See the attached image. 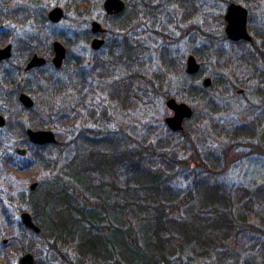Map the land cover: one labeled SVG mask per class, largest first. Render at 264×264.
Wrapping results in <instances>:
<instances>
[{
  "label": "trees",
  "instance_id": "trees-1",
  "mask_svg": "<svg viewBox=\"0 0 264 264\" xmlns=\"http://www.w3.org/2000/svg\"><path fill=\"white\" fill-rule=\"evenodd\" d=\"M67 1L78 11V17H86L94 9H101L104 0ZM124 1L126 6L121 13H105L107 18L118 19H111L114 22L110 27L112 39L109 40V46L111 50L120 48L119 58L124 55V47L129 52L132 48L128 30L132 31L130 27L140 8L135 7L131 0ZM152 1L140 0L146 10L144 12L153 7L149 12L157 13V7L148 4ZM201 1L187 0L183 7L187 8L190 15L192 6ZM245 1L249 3L252 19V10L261 0ZM1 2L5 4L6 0ZM27 3L39 1L30 0ZM25 7L10 13L5 5L0 7V23L5 19L7 21V16H10L15 20L21 19L23 24L33 29L24 46L28 58L32 52L40 51V45L44 43L40 32L46 30L49 20L45 10L30 5ZM69 9L67 5L66 10ZM220 22L224 23L221 15ZM118 27L125 30L122 41L117 37ZM85 38L88 39V36L85 35ZM223 39L228 38L224 36ZM233 45L241 46V53L235 61L233 55H227L223 47L213 43L203 46L199 57L216 64L223 71H234L233 67L238 64L252 66L254 70L262 69L259 75L264 82V56L262 50H258L256 41ZM69 58L71 56L68 53L64 64H69ZM131 59L132 54L131 57L129 54L122 61L133 67L136 61ZM118 62L122 64L120 60ZM106 63L101 61L95 71L98 72L100 66L105 69ZM75 65L80 69V58H77ZM46 66L28 72L34 77H28L26 91L35 99L34 107L29 110L33 112L41 107L48 113V124L36 123L37 128L57 130V123L64 133L56 134V143L34 145L22 130V136L25 137L23 145L38 157V164L33 161L32 167L49 169L52 177L46 185L40 183V186L43 185L42 192L35 189L28 194L20 192L18 196L20 201L28 202V209L41 228L40 234L48 239L51 259L44 262L38 260L37 264H199L201 258H207L212 252H218L221 258H233L234 243L239 241V237L254 235L257 245H264L261 229L257 230L248 221L250 214L255 215L256 204L262 206L264 203V184L248 190L232 187L223 178L231 151L250 149V155L264 154V144L255 140L259 128L253 120L211 117V113H225L221 95H228L234 87L228 83V79L222 78L224 72L221 77L216 76L218 79H214L209 88L196 82L188 87L189 93L199 95V100L207 104L206 108L211 113L205 114L210 115L207 118L214 139L218 138V134L226 143L224 148L208 144L201 150L197 148L199 143H194L192 139L191 142L190 139L181 140L167 148L169 140L158 139L154 142L135 137L116 120L111 127L109 125L114 117L104 109H90V121L78 113V119L84 123L82 126L85 125L78 127L76 114L71 115L74 111L66 107L72 95L68 93L69 83L76 93L83 95L92 72L88 74L80 70L77 79L65 81L56 75L59 71L46 73ZM132 78L131 74L128 83L133 84ZM42 90L47 96L44 103L39 104L36 92L42 93ZM160 92L156 86L145 88L143 95L159 96ZM130 93L137 97L139 89L134 88ZM261 96L264 98L263 92ZM123 99L126 101L125 97ZM123 99H120V103L124 102ZM194 116L195 112L186 121V128ZM205 118L203 116L195 127V135L203 136L204 128L201 126ZM22 123L18 121V124ZM186 128L171 130V133L183 136L186 135ZM68 151V159L60 163L58 154ZM16 211L20 212L21 209ZM261 221L264 223V217Z\"/></svg>",
  "mask_w": 264,
  "mask_h": 264
},
{
  "label": "rangeland",
  "instance_id": "rangeland-1",
  "mask_svg": "<svg viewBox=\"0 0 264 264\" xmlns=\"http://www.w3.org/2000/svg\"><path fill=\"white\" fill-rule=\"evenodd\" d=\"M36 1H39V3L28 4L27 2H30V0H6L5 4L0 3V7L5 5V9L10 13L19 7L30 5L39 10H45L47 17L48 12L55 6L64 9L65 16L60 22H51L47 18L49 21L46 23V30L43 29L40 32L44 43L40 45V51L32 52L28 59L34 53L51 58L53 56V41L60 40L67 47V54L69 53L71 58H69L68 65L64 64V71L61 72L62 70H60L59 73L55 74L61 76L65 81H74L77 79L76 75L80 70L88 74L90 71L92 72L87 83L88 86L85 87L86 89L83 92L84 96L76 93L75 89H72L71 83H69L71 87L69 86L68 93H72V95L68 98L66 107L67 110L74 111L71 115L76 114L78 127H85V125L82 126L83 121L78 119V113L83 114V117L90 121V115L88 114L90 109L94 108L97 111H103L104 109L110 111V115L114 117L112 118L113 121L111 120L112 123H115V120L121 123L123 128L135 137L147 138V140L154 142L158 139L169 140L167 148L172 147V145L175 146V143L178 144L184 139H190V142L192 139L194 143L195 141L198 142L197 148L201 150H203L202 147L208 144L219 149L224 148L226 143H223L221 135L217 134L218 138L215 140L214 133L211 132L210 120L207 118L210 115L205 114V112H210L206 108L207 104L199 100V95L191 94L188 91V87H192L195 82L202 85L203 79L206 77L212 79L210 85L212 86L213 80L221 77L222 72H224L222 78L228 79L229 82H226L233 84L234 87L228 95H221L223 99L219 98L223 101L222 106L225 113L213 114L210 112L211 117L213 119L222 117L223 119L234 118L242 121L253 120L259 128L255 140L260 144H264V141L261 140L264 131V98L261 96V92L264 93V82L259 75L263 70H254L252 66L238 64V66L233 67V70L235 68L234 71H223L216 64L204 61L201 56L202 59L199 57L201 48L210 43L223 47L227 55H233L234 61L239 57L241 53L239 47L241 46L233 45L228 39H223L226 36L224 14L231 2L239 3L249 9L250 6L247 1L203 0L192 6V14L189 15L187 8L183 7L187 0H162L160 3L151 0L152 2L148 4L151 7L154 5L158 9L157 13L154 12L153 14L149 12L153 7L144 12L146 10L141 6L140 0H131L135 7L139 8L140 6V8L137 11L136 18H134L132 27H130L132 31L128 30L132 48L129 52L124 47L123 54L125 56H121V59L119 58L120 48L111 51V47L106 45L98 51L90 45V22L92 20L99 21L109 31L111 24L114 22L111 19L118 20L116 17L107 18L103 7L94 9L89 16L78 17V11L74 10L72 4L67 0ZM67 5L70 8L69 10H66ZM252 12V19L249 14V30L253 35L254 32H257L260 37H264V0H261ZM220 15L224 23L220 22ZM7 17H9L7 21L5 19L0 23V46L12 43L19 52L20 41H22L23 48H25V43L28 41V36L33 29L29 28L28 24H23L19 18L15 20L13 17ZM117 30V37L122 41L125 30H122V27L120 29L118 27ZM85 35L88 36V39L85 38ZM260 37L257 48L262 50V56H264V44L261 43L262 38ZM135 43H139V47ZM25 51L27 53V49ZM129 54L130 57L132 54V59L134 58L136 61L133 67L127 66L122 61ZM191 54L197 58L203 70L196 74H190L192 76L188 77L189 73L185 75L184 69L186 59ZM77 58H80V69L75 65ZM119 60L122 63L121 65L118 64ZM101 61L107 62L106 68L103 70L100 66L99 71L96 72V67ZM90 62L92 66L89 67ZM2 66L4 68L8 65ZM71 67L75 68L71 69ZM101 70L103 75L100 76ZM179 70H182V74ZM54 71L57 70L49 63L46 66V73ZM131 74L133 75V84L128 83L131 80ZM28 77L33 78L34 75L30 76L28 74ZM156 86L161 90L159 96L143 95L145 88L151 89ZM134 88L139 89L137 97H140V99L130 93ZM86 90H88L87 93ZM238 90H242V92L238 93ZM42 93L41 91L36 92V96L40 101L39 104L44 103L47 96V93ZM28 94L34 99L31 93ZM114 95L117 97L115 98ZM124 97L126 101H124ZM170 97H174L178 102H186L195 112L194 118L189 121L188 128L185 127L186 135L181 136L178 133L172 135L171 130L165 123V118L173 113L166 105V101ZM120 99H123L124 102L120 103ZM15 103L17 102L8 105L3 91H0V113L7 119V123L0 126V264H18L19 257L25 252L33 253L37 264L38 260L44 262L51 259L48 252V239L40 232L35 233L33 231L32 233L27 227L25 229L23 223H21L22 226L20 225V222H22L20 213L29 211L32 214V212L28 209V202L20 201L18 196L20 192L28 194L31 191L30 185L33 182L38 183L36 190L42 192L43 185L40 186V183L46 185L50 181L52 173L49 169L33 168V161L37 163L38 157H35L33 153L31 154L29 150L25 156H20L15 152V147L28 148L23 145L25 137L22 136V130L26 131L28 128L48 129L37 128L35 125L36 123L47 125L50 118L48 113L41 107L32 112L19 102ZM203 116L206 117L201 126V128H204V134H202L203 136H197L194 130ZM19 120L23 123L18 124ZM112 123L109 126L112 127ZM55 125L58 129L52 128L51 130L56 134H63L64 131L57 123ZM11 126L12 129H10ZM249 151L250 149L242 152L231 151V154H229L227 169L223 178L230 186L252 190L258 185L264 184V154L250 155ZM68 155L69 151L58 154L57 158L61 163L65 158L68 159ZM8 197L10 199H7ZM256 205L258 207H256L255 215L250 214L248 221L254 224L257 230L261 229V232H259L262 234V239H264V223L261 221V218L264 217V203L262 206L258 203ZM18 208L21 209L20 212L16 211ZM253 236L251 235L248 238L246 236L239 237L238 242L234 241L236 247L233 258H221L218 252H212L207 258H201L198 263L264 264V245H257L258 242Z\"/></svg>",
  "mask_w": 264,
  "mask_h": 264
},
{
  "label": "water",
  "instance_id": "water-1",
  "mask_svg": "<svg viewBox=\"0 0 264 264\" xmlns=\"http://www.w3.org/2000/svg\"><path fill=\"white\" fill-rule=\"evenodd\" d=\"M126 6L124 0H104L103 7L108 15H115L121 13ZM248 9L236 2H231L224 14L225 34L228 39L237 41L240 39L252 40L248 31ZM48 19L51 22H60L64 16L65 11L62 7L55 6L48 12ZM91 30L94 33H103L107 29L97 20L91 22ZM104 40L101 38H94L91 46L93 49H99L102 47ZM54 56L51 59L52 63L57 69L63 67L64 61L67 56V47L60 40L53 41ZM12 55V45L8 44L0 48V59L9 58ZM47 63V58L40 56L38 53H34L27 63L25 70H31L36 67H41ZM201 68V64L197 61L194 55H189L187 59V73L196 74ZM212 79L206 77L203 79L202 85L207 88L211 85ZM242 90H238L241 93ZM20 101L27 108H32L35 105L34 99L28 93H22L20 95ZM166 105L173 112L172 115L165 118V123L169 129L173 131H181L184 129V122L193 116V108L186 102H178L174 97H170L166 101ZM5 125V118L0 114V126ZM29 141L34 145H45L49 143H56V133L51 129H33L28 128L26 130ZM261 140L264 141V131L261 135ZM15 151L25 156L28 153L26 147H16ZM38 183L33 182L30 185V190L34 191ZM22 223L35 233H39L41 228L37 225L33 219L32 214L29 211H22L20 214ZM19 264H36L33 253L26 252L19 260Z\"/></svg>",
  "mask_w": 264,
  "mask_h": 264
},
{
  "label": "flooded vegetation",
  "instance_id": "flooded-vegetation-1",
  "mask_svg": "<svg viewBox=\"0 0 264 264\" xmlns=\"http://www.w3.org/2000/svg\"><path fill=\"white\" fill-rule=\"evenodd\" d=\"M247 8V7H246ZM248 9V8H247ZM248 12H249V9H248ZM93 21V20H92ZM91 21V22H92ZM91 22H90V30H91ZM248 24H249V14H248ZM107 30L103 33H94L92 32V30L90 31V41L92 43V40L96 37L98 38H101L104 40V43L102 45V48L100 49H97L98 51L103 49L104 47H106V45L108 46L110 43H109V40L112 39V35L109 31L108 28H106ZM248 31H249V34L251 35L252 37V40H246V39H240V40H237V41H233V40H230L228 39L232 44H239V43H242V42H247V43H252L253 41H256V43L258 42V39L260 37V35L257 34V32H254V35L250 32L249 30V27H248ZM227 37V36H226ZM109 38V39H108ZM262 38L261 39V43L264 44V37H260ZM90 43V45H91ZM8 44H11L12 45V55L9 57V58H4V59H0V91L2 90L4 95H5V100L6 102L8 103V105H11L12 102H19L23 107H25L22 102L20 101V95L22 93H27V88H28V72L31 71V70H34L36 68H41V67H44L46 65H48L49 63L52 64L54 66V64L52 63L51 59L53 58L54 56V51H53V56L51 58H47V63L44 64L43 66L41 67H36V68H33L31 70H25L26 66H27V63L30 59L27 58V54H26V51H25V48H23V43L22 41H20V48H19V52L16 50L15 48V45L12 44V43H8ZM6 44V45H8ZM4 45V46H6ZM135 45L137 47H139V43H135ZM4 46H0V48L4 47ZM53 48V46H52ZM112 51V50H111ZM188 59V58H187ZM187 59H186V65H185V75H187ZM197 59V58H196ZM66 60V59H65ZM65 62V61H64ZM171 62V61H170ZM7 64L8 66L7 67H4L2 65H5ZM64 65V64H63ZM89 67L92 66L91 62L89 63L88 65ZM55 67V66H54ZM63 68V67H62ZM61 68V69H62ZM55 69L57 71H60L61 69H57L55 67ZM103 69V68H102ZM105 70V69H103ZM180 73L182 74V70H179ZM76 85V82L75 84ZM76 91V89H75ZM88 90H86V93H87ZM115 91V89H114ZM85 93V94H86ZM80 95H82V93H80ZM35 102V100H34ZM15 103V104H17ZM82 104V103H81ZM83 105V104H82ZM85 105V104H84ZM27 108V107H25ZM30 109V108H28ZM3 117L4 115L2 113H0ZM5 118V117H4ZM187 121V120H186ZM185 121V122H186ZM117 122V121H116ZM185 122H184V128H185ZM7 123V119L5 118V124ZM18 123V122H17ZM112 123V122H111ZM118 124V122H117ZM121 124V123H119ZM122 125V124H121ZM184 130V129H183ZM26 133V131H25ZM27 136V134H26ZM28 138V137H27ZM29 139V138H28ZM31 143V142H30ZM32 144V143H31ZM16 147H21V146H16ZM15 147V148H16ZM16 152V151H15ZM17 153V152H16ZM18 154V153H17ZM21 156V155H20ZM26 253V252H25ZM23 253L21 255V257L25 254ZM19 257V258H21ZM19 260L18 259V264H19Z\"/></svg>",
  "mask_w": 264,
  "mask_h": 264
}]
</instances>
